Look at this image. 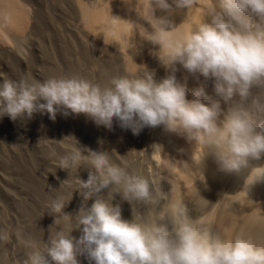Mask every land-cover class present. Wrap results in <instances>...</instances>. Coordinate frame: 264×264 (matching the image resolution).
Instances as JSON below:
<instances>
[{
	"label": "bare ground",
	"instance_id": "bare-ground-1",
	"mask_svg": "<svg viewBox=\"0 0 264 264\" xmlns=\"http://www.w3.org/2000/svg\"><path fill=\"white\" fill-rule=\"evenodd\" d=\"M214 2L220 7L224 0ZM167 3L170 10L150 0H0V85L6 79L75 77L103 87L112 77L143 76L147 71L157 84L174 75L186 88L188 101L198 99L208 106L219 102L218 123L234 104L255 112L254 101L264 104V87H253L246 100L237 94L225 102L214 78L194 75L179 62L164 64L162 46L149 39L155 31L152 9L154 18H167L178 28L167 39L178 40L199 26L213 7V0H195L191 8L179 7L178 0ZM251 19L258 22L257 17ZM255 115L258 123L264 121V113ZM75 147L84 156L106 154L129 174L150 177L153 200L129 201L115 192L110 199V186L85 201L75 180L87 182L94 169L82 165L75 172L58 166ZM57 196L71 198L63 211L72 217L103 198L119 207L124 221H155L172 238L176 225L171 214L184 208L202 230L227 240L244 233L264 246V154L249 158L238 172H228L203 143L164 125L142 126L134 134L116 118L108 129L85 114L70 112L58 111L55 120L47 112L16 120L0 116V236L7 237L0 240V264H24L26 239L47 243L52 232L62 230L64 222L56 225L57 216L49 213ZM82 234L81 226L71 237L79 240ZM77 260L95 264L86 254H78Z\"/></svg>",
	"mask_w": 264,
	"mask_h": 264
},
{
	"label": "clouds",
	"instance_id": "clouds-1",
	"mask_svg": "<svg viewBox=\"0 0 264 264\" xmlns=\"http://www.w3.org/2000/svg\"><path fill=\"white\" fill-rule=\"evenodd\" d=\"M150 2L170 10L167 0ZM194 4L195 0H178L179 7ZM151 16L155 31L149 39L162 46L165 65L179 62L194 75L214 78L216 92L225 102L237 94L246 100L253 87H264V0H224L220 7L213 0L206 19L178 40L167 39L178 29L167 18H154L153 9ZM209 103L188 101L186 88L174 75L157 84L147 71L143 76L112 77L103 87L75 77L43 82L6 79L0 85V116L8 115L12 120L31 118L36 112H47L55 120L60 111L64 115L85 114L108 129L116 118L134 134L142 126L164 125L171 132L203 143L215 154L222 170L238 172L247 166L249 158L259 159L264 154V121L258 123L255 112L264 113V104L254 101L255 112L234 104L218 123L220 103ZM82 165L94 169L87 182L75 180V189L85 201L110 186V199L115 192L129 201L153 200L150 177L129 174L106 154L84 156L75 147L58 166L76 172ZM71 198L52 199L49 213L57 216L56 225L64 222L62 230L52 232L47 243L26 239L24 264H78V254H86L95 264H264V246L252 236L240 233L227 240L213 235L195 226L184 208L171 214L176 225L172 238L155 221H124L119 207H112L103 198L72 217L63 211ZM81 226L83 234L75 240L71 232ZM3 239L7 237L0 236Z\"/></svg>",
	"mask_w": 264,
	"mask_h": 264
},
{
	"label": "rangeland",
	"instance_id": "rangeland-1",
	"mask_svg": "<svg viewBox=\"0 0 264 264\" xmlns=\"http://www.w3.org/2000/svg\"><path fill=\"white\" fill-rule=\"evenodd\" d=\"M193 221L197 222L198 220H193ZM198 222H199V221H198ZM198 222H197V223H195V224H196V225H197V224H199Z\"/></svg>",
	"mask_w": 264,
	"mask_h": 264
}]
</instances>
